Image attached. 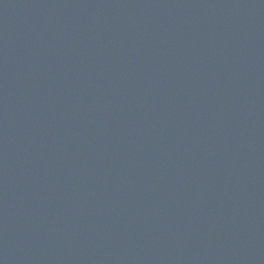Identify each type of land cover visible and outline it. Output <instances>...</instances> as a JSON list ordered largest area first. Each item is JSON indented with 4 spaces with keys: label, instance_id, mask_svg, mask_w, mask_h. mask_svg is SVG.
<instances>
[{
    "label": "water",
    "instance_id": "obj_1",
    "mask_svg": "<svg viewBox=\"0 0 264 264\" xmlns=\"http://www.w3.org/2000/svg\"><path fill=\"white\" fill-rule=\"evenodd\" d=\"M0 264H264V0H0Z\"/></svg>",
    "mask_w": 264,
    "mask_h": 264
}]
</instances>
